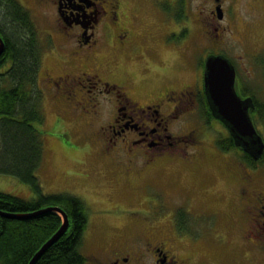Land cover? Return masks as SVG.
Wrapping results in <instances>:
<instances>
[{
  "label": "rangeland",
  "instance_id": "374dc122",
  "mask_svg": "<svg viewBox=\"0 0 264 264\" xmlns=\"http://www.w3.org/2000/svg\"><path fill=\"white\" fill-rule=\"evenodd\" d=\"M46 1L19 0L38 26L44 45L38 82L43 91L44 123L42 126H38L43 138V160L36 168V176L43 194H70L78 197L84 203L88 216V225L83 235L82 246V251L87 259L85 264H88L93 254H99L105 243L107 246L113 242L120 244L140 231L145 223L141 221L138 214L147 215L145 213L147 211L164 214L159 215L164 217L159 224L158 233L169 237L172 226V217L170 216L181 206L187 212L188 231H199L197 237L200 241L197 244H189L186 241L172 242L175 249L177 247V253L193 254L194 264H260L261 258L257 253L250 252L251 260L249 259V261H239L235 258L239 254L236 247L239 244L241 233L239 226H234L231 236L234 235L229 246H225L226 244L216 245L226 239V237L224 239L226 234L222 232L223 230L218 231L215 227L212 228L211 214L219 215L221 229H226L232 223L229 200L230 193L233 192L232 181L223 168L211 166L208 170L201 165L200 170L194 174L187 172L183 168L184 166L179 163H162L155 168L157 170H153L154 185L145 189L140 187L145 180L138 178L131 179L129 187L120 180L113 181L115 168L113 169L106 163L104 155L105 147H108L107 143H110H106V140L111 137V132L108 129L100 128L103 121L107 120L108 115H111L110 107L105 104L101 107L98 103L93 112L94 107L90 102L88 106H84L89 110L88 113L84 114L81 107L78 111L79 108L71 106L74 108L71 110L70 107L62 104V101L75 102L82 99L89 101L93 95L91 92L85 91L87 89L85 82H82V86H86V88L79 87L75 92L66 88V91L60 92V98L54 99L48 89V83L43 79L46 67L60 64L55 52L51 53L50 51L53 46H56L57 54L60 56L65 55L64 52H66L61 47L60 37H56L58 33L51 23L53 8L50 3H44ZM236 1L227 0L224 6L231 14L227 13L225 19L223 18L224 20L220 22L222 25L219 24L223 27H230L232 39L220 46L218 52L235 64L238 74L242 78L241 87L244 90H249L257 103L264 104V67L262 64L261 66L258 64L260 59L261 62L264 60V52H255L261 48L264 42L261 0ZM227 3L229 4L227 5ZM165 4H168V0H127L123 9L128 15L133 31L139 32L140 27L146 28L144 25L151 28L149 39L143 43V46L147 48L143 55L145 58H149L151 55L154 64L168 61L171 66L164 74L147 75L146 70L143 69L146 66L143 59H128L123 52L118 55L114 48L107 47L105 44L99 46L100 55L96 57V62L103 63L105 69L107 67L104 62H110L108 66L109 78L113 80L130 79L129 93L137 98L149 99V94L155 92V89L164 83L174 84L178 87L193 83L195 78L191 70L192 62H195L200 56V59H203L206 51H211V48L217 45L212 42V38L206 40L201 35V27L198 23L199 12L206 13L208 9L207 4L204 7L205 11L202 9L201 5L205 4L203 0H187L184 13L179 9L178 2H175V5L168 6L170 9L168 17L166 12L156 11L164 10L161 7ZM169 4H174L173 0H170ZM252 13L253 16L250 17L252 20L249 21L247 16ZM134 16L139 19L136 21ZM163 18L166 22L169 21L168 25L163 26ZM180 18L181 22H179ZM178 24H185L191 28V34L196 38L195 43L199 45L197 53L192 52L193 41L180 35V30L177 29ZM214 24L216 25V22ZM167 29L168 35L165 36L167 44L171 42L180 44L185 41L183 44L186 47L183 45V49L177 51L163 45L159 41V37L161 32L167 31ZM49 33L53 35V39L48 36ZM153 62H151L152 65ZM89 74L92 75L93 72ZM146 75L152 80L143 81V77ZM236 85L239 87V81ZM195 116L193 114L181 118L180 124L169 128L170 134L181 133L186 138H190L194 131L197 132L194 123ZM253 119L256 126L261 128L264 133V124L260 117L257 115ZM207 131H211V135L214 134L210 128ZM179 146L181 149L183 148L181 144ZM195 147L196 143L186 146L182 151L194 153ZM181 149L179 148V150ZM144 150L147 149L144 148ZM176 153L174 155L171 152L172 156L177 159L180 155L179 152ZM208 175L211 179L205 177ZM161 191H163L166 201L163 203L166 206L164 209L158 208L162 203L158 196ZM0 192L26 200L36 196L29 184L20 181L16 176L7 174H0ZM183 209H179L177 212L183 213ZM177 212L175 220H178L180 216ZM197 257L200 260L196 259Z\"/></svg>",
  "mask_w": 264,
  "mask_h": 264
},
{
  "label": "flooded vegetation",
  "instance_id": "af4514ba",
  "mask_svg": "<svg viewBox=\"0 0 264 264\" xmlns=\"http://www.w3.org/2000/svg\"><path fill=\"white\" fill-rule=\"evenodd\" d=\"M169 1L161 7L164 10L156 11L166 12L168 17L170 14L168 6L178 2L179 9L183 13L186 12L187 0H173L174 4H169ZM226 1L203 0L205 4L201 5L202 9L206 4L208 5L206 13L199 12L198 23L201 27V35L206 40L212 38V42L217 44L211 48V51H206V56L222 55L218 52L220 46L232 39L230 27H223L220 23L227 13L231 14L224 7ZM231 1L237 2L236 0ZM126 2L127 0H47L44 2L50 3L53 8L51 23L58 33L56 37H60L61 47L66 51L65 55L60 56L57 54L56 46H53L50 51L55 52L60 64L49 65L43 72V79L48 83L52 97L60 98V92L66 91V88L71 92L77 91L79 87L86 88L82 86V82H85L87 85L85 91L93 94L89 101L88 99L75 102L62 101V104L70 107L71 110H74L71 106L81 107L84 114L89 111L84 106H88L90 102L94 107L93 112L98 103L101 107L103 104L110 107L111 115H108L100 128L111 132V137L106 140V143H110H107L109 146L105 147L104 155L106 163L113 169H117H114V174L112 173L113 181L120 180L129 187L130 180L138 178L145 180L140 186L145 189L154 185L153 170H157L155 168L162 163H179L187 172L194 174L200 170L201 165L208 170L211 166L223 168L232 181L233 192L229 196L232 223L226 229H221L219 215L211 214L212 228L215 227L218 231L223 230L222 232L226 234L224 236L226 239L216 245L229 246L234 235L231 236V232H234V226H239L241 233L239 244L236 246L239 254L235 258L239 261H249L251 260L250 252L257 253L261 258L260 264H264V133L256 126L252 118V115L257 116L256 113H252L256 105L254 104V107L249 110V115L257 134L262 138L263 150L260 156L254 157L252 147L244 148L238 145L239 142L235 140L228 127L212 114L204 91L201 57L191 64L195 78L193 83L181 87L164 83L155 89V92L149 94L147 100L134 97L129 93L130 79L113 80L109 78L110 62H104L107 69L104 68L103 63L96 62V57L100 55L99 46L101 44L114 48L118 55L123 52L128 59H143L146 65L143 69L146 70L147 75L164 74L171 66L168 61L154 64L151 55L149 58L144 57L143 52L147 48L143 46V43L149 39L151 28L144 25L146 28L140 27L139 32L131 29L128 15L123 10ZM183 5L184 8H182ZM218 10H221V18ZM261 10H263L261 19L264 20V0H261ZM252 16L253 13L247 16L249 21L252 20L250 18ZM135 19L137 21L139 18L135 17ZM162 21L163 26L168 25L169 21L166 22L164 18ZM177 29L180 30L181 36L193 41L192 52L197 53L199 45L195 43L196 38L191 34V28L185 24H178ZM166 35H168V29L162 31L159 37L163 45L177 51H181L183 45L186 47L183 44L185 41L180 44L176 42L167 44ZM48 36L53 39L51 33ZM255 52H264V42ZM258 64L264 67V60L261 62L260 59ZM91 72H93L92 75L89 74ZM235 72L236 85L239 79L236 69ZM147 75L143 77V81L152 80ZM236 89L246 93L244 98L251 97L254 101L249 90H244L241 85L239 87L236 85ZM193 114L196 115L194 123L197 132L194 131L190 138H186L181 133L170 134L169 128L180 124L181 118ZM208 128L214 132L213 135L211 131H207ZM195 143L194 153L182 151L186 146ZM179 144L183 146L182 149ZM170 151L174 155L179 152V158H174L175 156H172ZM205 177L211 179L210 175ZM162 192L158 195L162 200L158 206L159 209L166 208L163 204L166 201ZM220 197L222 198L221 195ZM179 209H183L182 206L177 208ZM176 212L170 216L172 226L169 237L158 233L159 224L164 217L159 215L164 214L147 211L145 212L147 215L138 214L141 221L145 223L140 231L120 244L113 242L107 246L105 243L99 254L91 256L88 264H194L193 254L177 253V247L175 249L173 243L174 241L178 243L186 241L189 244H197L200 241L197 237L199 231H188L185 210L180 213L178 220H175ZM177 226L180 229L177 230ZM196 259L200 260L199 257Z\"/></svg>",
  "mask_w": 264,
  "mask_h": 264
},
{
  "label": "trees",
  "instance_id": "16d2710c",
  "mask_svg": "<svg viewBox=\"0 0 264 264\" xmlns=\"http://www.w3.org/2000/svg\"><path fill=\"white\" fill-rule=\"evenodd\" d=\"M0 39V174L16 176L36 194L26 200L0 192V211L27 215L59 208L67 216L68 229L35 264H85L82 246L88 216L84 203L70 194H43L36 176L43 160L38 129L44 123L43 91L38 82L44 45L38 26L19 0H0ZM255 105L252 113L264 124V104L255 101ZM62 224L56 211L21 219L0 215V264H28Z\"/></svg>",
  "mask_w": 264,
  "mask_h": 264
},
{
  "label": "water",
  "instance_id": "95a60500",
  "mask_svg": "<svg viewBox=\"0 0 264 264\" xmlns=\"http://www.w3.org/2000/svg\"><path fill=\"white\" fill-rule=\"evenodd\" d=\"M222 17L221 10H218ZM3 43L0 39V55ZM236 73L231 62L221 55H209L203 64V83L205 95L209 102L210 110L216 119L226 125L231 131L238 145L247 148L251 146L254 157L260 156L263 150L262 138L252 123L249 110L254 107L252 99L241 98L235 89ZM47 211L59 212L63 224L33 255L28 264H35L40 256L55 243L68 229L67 216L57 207H48L27 215H17L0 211V215L7 218L33 217Z\"/></svg>",
  "mask_w": 264,
  "mask_h": 264
}]
</instances>
